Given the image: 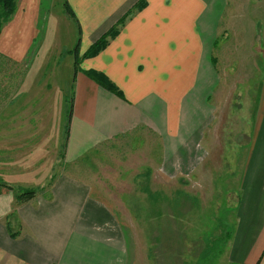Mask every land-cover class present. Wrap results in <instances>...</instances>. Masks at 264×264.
Returning a JSON list of instances; mask_svg holds the SVG:
<instances>
[{
    "label": "crops",
    "instance_id": "0c3cea01",
    "mask_svg": "<svg viewBox=\"0 0 264 264\" xmlns=\"http://www.w3.org/2000/svg\"><path fill=\"white\" fill-rule=\"evenodd\" d=\"M16 2V14L0 34V52L12 63L23 64L30 59L33 41L39 34L42 0ZM65 2L80 29L78 66L73 73L75 81L79 78L77 97L84 99V102L78 98L75 101V95L72 99L64 154L66 164L79 166L80 157L100 147H111L113 141L128 138L126 142H132V147L134 142L142 146L145 141H154L160 175L180 179L196 174L217 146L225 147L228 154L245 150L236 224L225 234V251L219 254L224 256V261L220 264H264V55L258 60L257 75L251 66L255 59L250 55L251 49L242 70L231 68L227 78H223L217 69L219 59L228 65L227 60L232 57L230 48L220 47L218 42L220 35L224 36L223 23L231 22L249 1ZM253 10L261 32L264 0H257ZM114 28L118 33L106 39L102 50L87 54L94 43ZM90 72L104 76L118 94L91 79ZM241 73L246 78L241 88L251 99L237 107L228 104L233 117L227 125L219 115L222 109L219 99L225 84L237 92L238 83L234 79ZM24 82L3 90L0 142L5 144L4 148L6 143L16 145L35 139L48 126L42 116L45 98L39 95L46 92L28 90ZM25 107L32 109V118H24ZM237 109L244 117L248 113V119L239 117ZM236 118H244L242 126H248L246 136L242 130L237 133L247 138L243 147L231 138L235 128L240 127ZM220 127L226 128L223 131ZM139 131L150 141L139 135ZM29 132L31 136L27 135ZM221 134L225 137L224 144L220 141ZM60 137L53 145L57 147L56 155ZM44 141H47L45 137L42 142L47 143ZM43 143L39 147H44ZM4 153L11 157V152ZM154 155L152 146L149 156L154 159ZM45 157L37 161L39 172H43ZM153 164L152 161L150 165ZM119 168L122 166L106 170L118 175ZM138 168L145 169L146 178L148 175L154 178V166ZM79 169L55 178L50 194L16 207L15 196L0 186V264H128L129 249L122 221L116 218L110 203L89 192L96 184L88 178L93 171ZM7 174L8 178L2 175L0 181L21 189L15 186L16 182H10L11 172ZM41 184L33 187L43 188Z\"/></svg>",
    "mask_w": 264,
    "mask_h": 264
},
{
    "label": "rangeland",
    "instance_id": "374dc122",
    "mask_svg": "<svg viewBox=\"0 0 264 264\" xmlns=\"http://www.w3.org/2000/svg\"><path fill=\"white\" fill-rule=\"evenodd\" d=\"M64 1L42 0L39 34L33 41L30 59H27L26 63L14 64L0 52V119L4 117V87L19 85L25 80L23 86L26 89L46 92L39 95L45 98L42 116L48 123L40 136L39 133L37 137L35 135V139H27L24 143L16 145L13 142L11 145L6 143V148L5 144L0 142V176L8 178L7 173L11 172L10 182H16L15 186L21 189L11 188L2 179L0 186L15 196L16 207L50 194V187L59 175L75 172L77 168H83L87 172L93 171L88 174V178L96 184H93L95 189L89 192L93 197L110 203L116 212V218L119 222L122 221L121 226L129 249L128 264H220L224 261V256L220 257L219 254L225 251V234L236 224L241 195L239 177L245 164V150H233L228 154L224 151L225 147L217 146L209 153L196 174L180 179H168L160 175L157 143L154 141H145L142 146H136L137 143L134 142V147L132 142H126L128 138L121 142L113 141L111 147H100L80 157L79 166L66 164L64 154L70 129V106H73L74 95L77 101L80 85L78 76L75 81L73 73V51L80 35L79 27L66 10ZM248 1L246 8L234 15L231 22L223 23L224 36L220 35L218 42L220 47L226 45L232 53L231 59L227 60L228 65L220 59L217 64L218 75L223 78H227L231 68L243 69L247 64L245 58L249 55V49L250 55L255 58L251 66L255 67L256 75L259 73L258 60L264 55V30L260 32L252 14L257 0ZM16 9L15 7L2 29L13 20ZM32 57L34 60L31 61ZM245 81L242 73L234 79V83H238L237 92H233L225 84L219 99V105H222L219 115L225 120L224 124L232 122L230 117H233V111L228 104L232 103L237 107L246 105L251 99V95L247 96L241 88ZM78 100L84 102V99ZM85 100L89 101L88 98ZM26 108L23 110L24 118L30 119L33 117L32 109ZM237 114L244 117L239 114L238 109ZM247 117L248 113L244 118L247 120ZM244 118H236L240 127L235 128L231 137L242 147L247 143V138L237 133L242 130L246 136L248 132V126H242ZM225 128L220 127L223 131ZM31 133L27 135L31 136ZM222 134L220 141L224 144L225 137ZM139 135L145 138L140 131ZM44 137L47 139L44 142L47 143L42 142ZM59 137V152L56 155L54 151L57 147L53 148V145ZM145 139L150 141L149 138ZM42 143L44 147H39ZM152 146L155 149L154 159L149 156ZM4 152H11V157H7ZM222 154H225V157H222ZM46 155L43 172H39L37 161H42L41 157ZM152 161L154 164L150 165ZM142 165L154 166V178L151 175L146 178L145 169L142 168L141 171L138 168ZM119 166L122 168H119L121 172L118 175L106 170H114ZM74 168L76 170H73ZM136 168L138 175L135 173ZM76 176L82 177L80 174ZM40 184L44 187L35 189L36 185ZM58 192L63 195L62 190Z\"/></svg>",
    "mask_w": 264,
    "mask_h": 264
},
{
    "label": "trees",
    "instance_id": "16d2710c",
    "mask_svg": "<svg viewBox=\"0 0 264 264\" xmlns=\"http://www.w3.org/2000/svg\"><path fill=\"white\" fill-rule=\"evenodd\" d=\"M16 1L17 0H0V34H1V31H2V26L6 22H8L10 16L15 11ZM64 5H65L66 10L70 14V16L72 18H74V14L72 13V11H71L70 7L68 6L67 2H65ZM79 32H80V29H79ZM117 33H118V31L115 28L110 30L109 33H107L105 36H103L100 40H98L96 43H94L89 48V51L87 52V54L93 55V54L97 53L98 51L102 50L106 46V43H107L106 39L114 37ZM78 48H79V46L76 45V47H75V49L73 51L74 70L75 71L77 70V66H78ZM89 77L91 79H93L95 82H97L98 84H100L101 86H103L104 88H106L108 91H111L114 94H118L117 88H115L114 85L109 83L107 81V79L104 76H102L101 74L90 72L89 73ZM71 112H72V106H70L69 117L71 116ZM17 198H19V197L17 196Z\"/></svg>",
    "mask_w": 264,
    "mask_h": 264
}]
</instances>
